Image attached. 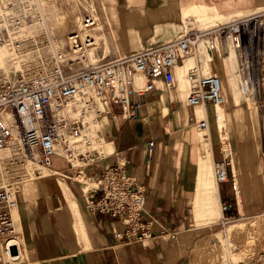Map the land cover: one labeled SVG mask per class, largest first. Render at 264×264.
I'll use <instances>...</instances> for the list:
<instances>
[{
  "label": "built area",
  "instance_id": "obj_1",
  "mask_svg": "<svg viewBox=\"0 0 264 264\" xmlns=\"http://www.w3.org/2000/svg\"><path fill=\"white\" fill-rule=\"evenodd\" d=\"M42 23L37 0H0V48L20 60L18 68L0 69V264L13 263L20 254L10 208L21 185L32 179L28 168L33 164L69 175L100 164L97 175L87 176L95 186L88 192L85 209L120 222L121 230L111 228L120 243L151 238L146 194L130 173L128 159L107 162L114 151L108 155L95 146L97 135L102 134L97 127L102 104L116 117L135 118L142 96L159 84L171 92L177 83L175 68L194 57L195 63L186 71V105L214 108L223 103L222 78L209 54L227 50L228 54L236 51L235 72L244 97L254 102L264 99V10L189 30L166 43L142 46L102 63L88 58L94 46L91 15L85 14L80 27L65 35L59 50L53 49L44 33L24 36L26 24ZM204 63L209 64L207 73L202 71ZM136 75L143 78L140 89L135 88ZM196 117L192 112L189 121L207 127V117ZM154 147L149 139L147 161L153 159ZM56 161L64 167L56 168ZM214 176L218 184L228 181L226 162L215 163Z\"/></svg>",
  "mask_w": 264,
  "mask_h": 264
},
{
  "label": "crops",
  "instance_id": "obj_2",
  "mask_svg": "<svg viewBox=\"0 0 264 264\" xmlns=\"http://www.w3.org/2000/svg\"><path fill=\"white\" fill-rule=\"evenodd\" d=\"M251 2L252 0H104L102 4L103 8L106 7V13L101 20L102 35H112L115 41L117 35L124 37L125 45L122 48L117 42L113 45L115 52L120 55L124 53V50L132 51V46L134 47L139 41L141 46H149L175 34L183 19L182 12L185 17L198 16L206 25H209L214 18L224 16L234 9L247 8ZM200 5L206 8L202 11ZM98 35L101 33L98 32ZM228 77L230 80L228 101L238 100L241 94L235 92L236 77L230 70ZM161 87L159 84L157 90L142 96V106L135 118H119L118 122L117 117L114 116L116 127L111 135L114 140V154L106 159L107 162H113L117 157L128 159L130 173L136 177L146 194L145 210L152 216L151 238L143 243H120L111 233L113 226L120 230L123 228L120 222L88 211L83 218L79 212L77 221L71 222L70 228H64L63 239L58 238V232L55 228L53 230L51 222V226H48L49 223L44 226L41 223L40 229H33V232H36L34 236L33 232L25 236L31 264L33 261L48 263V260L61 261L65 264H199V250L203 249L207 242L209 243L211 234L205 227L194 226L188 212L192 211L193 216L206 212L201 208L203 207L201 198L206 195V185H212V182L210 177L200 182L197 158L194 154L197 149L195 140L189 141V145L184 147L183 157L175 148L177 144L170 136L169 125L165 123L161 115V107L168 108L171 114L174 110H182V103L179 101L178 94L165 92ZM208 107L211 114L213 108L209 105ZM192 112L193 110L189 109L188 118ZM244 115L241 111L233 112V116ZM157 120L165 126L164 129ZM173 127L177 130L176 136L184 131L182 124L173 125ZM149 139L155 142L151 161L146 159ZM216 154L224 160L221 149ZM214 155L211 149L213 164ZM190 157L194 158L195 175L190 172L191 170H187L190 164L187 162L185 166L183 161V158ZM238 164L239 179L243 181L245 177L242 176L239 161ZM55 166L56 168L64 167L58 161L55 162ZM87 169L88 173L95 176L100 171L101 165L97 164ZM197 179L201 190L193 198L195 191L191 186H196ZM253 180L260 183L258 175H255ZM216 190L214 209L218 210V205L221 208L223 213L221 223H223L228 221L226 206L231 203L233 189L228 188V184L223 182L216 184ZM53 208H57L53 211L54 213L59 211L58 207ZM43 212L50 213L47 208H44ZM30 213L32 212L27 215H31ZM20 217L23 223L28 221V216L23 213ZM195 219L196 224L202 220L205 221L200 216ZM195 219L192 217L194 223ZM67 225L68 222L63 224L64 227ZM227 227L228 225L225 229ZM212 242L216 245L215 240ZM227 242L228 236H225L228 254Z\"/></svg>",
  "mask_w": 264,
  "mask_h": 264
},
{
  "label": "rangeland",
  "instance_id": "obj_3",
  "mask_svg": "<svg viewBox=\"0 0 264 264\" xmlns=\"http://www.w3.org/2000/svg\"><path fill=\"white\" fill-rule=\"evenodd\" d=\"M41 1H42V7L44 10L46 22L49 28L54 32L60 43L63 42L64 37L68 32L76 28L78 21H76L75 15L81 14L83 17L85 16V14L91 13L94 14V16L98 17V22H100L106 13V10L103 8V4H102L104 0H41ZM206 1H211V0H206ZM260 10H264V0H252L251 5L249 7L244 9H234L228 12L229 15L224 14V16L216 17L214 18V21L209 25H206L202 20L198 18V16L190 15L189 17H185V15H183L182 12L183 19L179 23L178 30L175 32V34L161 41H156L151 45L166 43L183 32L189 30H201L213 26L217 23L226 22L227 20L228 21L235 20L240 16L251 14ZM237 13L238 15L236 16ZM230 14H233V16H231ZM62 15H65V17H62ZM91 32H94V30H92ZM98 32H100V30H98ZM98 32L96 33L98 34ZM104 38L101 40L97 39L98 41L96 43V47L91 50L90 55H93L95 58L101 55H105V58L103 59L105 62L119 55L118 52H115V48L113 47V45L117 42L119 47L122 48V46L125 45V42H124V37L123 36L119 37L118 35L116 37V41L114 40V38H112V35L108 36L105 34ZM141 47L142 46L140 45V41H139L138 44H136L134 47L132 46L133 48L132 51L124 50V53H120V52L119 53L120 55L129 54L140 49ZM233 56H234L233 52H230L229 55L228 53L213 52L212 55L210 56V58L215 61V66L217 68L218 74L222 77V89H223L222 94L225 93L224 88L227 86L228 82L230 81L228 77L229 70L232 71V74H234L236 77L237 88H235V92L241 94L238 87V80L235 72V59L233 58ZM8 59L9 62L8 65L6 66L7 68L4 67L5 69H8L10 67V58ZM192 63H195V58L194 60L187 61L185 65L187 66ZM230 64L232 65L229 66ZM224 103H225V112L227 119L226 121L227 126L226 128H223V130L227 132L226 139H224V141L225 143H228L229 146L232 147V150L235 154L237 153L239 154L238 161L241 165V169L243 172L242 176L245 177V180L241 181L239 179L240 175L238 176V187H239L240 197L238 200L236 197V192L233 189L232 179H234L233 176L234 173L230 162V156L224 155L225 156L224 160H221L220 156H217L216 153H218L220 149L222 150L223 144L220 142L219 139L216 138L215 140H212L213 141L212 149L215 154L213 159L215 163L217 162L227 163L228 182H226V184H228V188L233 189V196L231 197L230 200L231 202L230 204L232 206L231 208L228 209V221H224L223 223H221L222 222L221 218L220 219L215 218L206 221L202 220L199 222V224H196V219L193 216L192 211H189L188 214L190 216L191 223H193L194 226L205 227L208 230V232L211 234V236L208 239L209 243L207 242L206 246L203 249L199 250L198 253L199 264H220L223 259L221 257V254L222 255L224 254V258L228 257V254L233 258H241L242 259L241 264H252L251 260H253L256 256H258L259 254L264 255V247L263 249L260 248L261 246H264V130H263L264 99L257 102L247 101L243 98L241 94L240 99L238 100L234 99L232 101L227 100V102L224 101ZM185 106L184 103L182 102V109H184V111L187 110L189 113L190 108ZM196 108L208 109L209 107L204 106V107H196ZM213 109L211 111V114L209 115V120L213 115L212 114ZM239 111H241L245 115L233 116V112L235 113ZM119 118L120 117H117L118 122H119ZM189 122L193 123L191 121ZM157 123L160 126H162L163 129L165 128V126H163L159 120H157ZM98 128L103 134L102 135L104 139L103 141H105L104 144H101V149L105 153L111 152V145H112L111 137H109L107 132L103 130L100 123H98ZM169 130L171 132L170 136L172 137L173 141H175L177 144L175 148L178 149V151L181 154V157H183L184 147L189 145V141H194V140L185 139L180 134L176 136L175 133L177 132V130L176 128L173 127V125H169ZM212 132L215 135V137H217L218 134L214 126H212ZM223 154H225V152L222 150V156ZM193 159L194 158L192 157H190L189 159L183 158V161L185 166L187 162L190 164V166H187V170H191L190 172H192L195 175L196 169ZM35 168L38 169L37 167ZM84 170L85 172H88L87 168H85ZM211 173H213L212 177L210 176L211 182L213 183L214 164L213 166H211ZM89 175L93 176L94 174L89 173ZM255 175H258L260 177V183L253 180ZM66 180L68 184L73 187V189L75 190L77 189L78 194L80 195V196L78 195L80 201V213L81 216L84 218V216L88 213L84 205L87 195L84 196L83 191L79 190V188L82 183H86V182L82 181L81 183H79L77 181H73L72 179H66ZM89 181L91 184H88V188H90V186L93 183L92 179ZM191 188L193 189V191H195V194L193 196L194 198L195 196H197V192H200L201 190V186H199L198 184V179L196 181V186L192 185ZM56 195L59 196L58 193ZM60 201L61 203H65L63 197H60ZM42 204L44 205V208H47L43 199H42ZM56 209L57 208H53V211H55ZM29 212L30 210H27V213ZM191 216L195 219V223L193 222ZM50 222H51L50 215L49 213H46L43 218L42 225L44 226V224L49 223L48 226H51ZM65 222H68L67 219H65ZM51 223L53 224L52 225L53 230L55 228L58 232V236H59L58 238L63 239L64 228L67 227L70 228L69 225L70 223L68 222V225L64 227L65 225L63 226V224H59L56 218L55 220L53 218ZM232 224H237V226H235L234 230H232L231 232L229 227ZM207 225H211V226H207ZM227 225L229 232L225 234L224 231ZM37 226H38L37 224L34 223L31 224L30 233L33 232V229L36 228L40 229L39 226L38 227ZM35 234L36 232L32 233L33 236ZM225 236H228V242H227L228 243L227 248L229 247L228 254L226 252V247H225ZM214 240L216 241V245H214L212 242ZM202 252L205 254H201ZM29 261L25 259L22 260L19 264H31V262ZM262 263H263L262 260H259L257 261L256 264H262ZM33 264H65V263L61 261L48 260V263L47 261L44 262L33 261Z\"/></svg>",
  "mask_w": 264,
  "mask_h": 264
},
{
  "label": "bare ground",
  "instance_id": "obj_4",
  "mask_svg": "<svg viewBox=\"0 0 264 264\" xmlns=\"http://www.w3.org/2000/svg\"><path fill=\"white\" fill-rule=\"evenodd\" d=\"M200 9L203 11V9L206 8V6L200 5ZM37 8L39 12L42 15L44 23H42L41 26H36L35 24H26L24 27L23 31L25 33L24 36H41L43 33L46 34L49 40L52 41V46L53 49L59 50L62 49L64 43L59 42L57 39L56 35L54 32L49 28L44 10L42 7V1L37 0ZM105 10L106 7L104 6ZM262 9V8H260ZM93 17L95 20V25L90 31L94 30V32H90L91 36L94 38V46L89 50L88 52V58L89 61L92 63H102L104 62L105 55H101L98 57H94L93 55H90V52L93 48L96 47V43L98 40H101L105 37V34L102 35L103 27L101 21L98 22V17L94 16V14H89ZM229 15V14H228ZM233 16V14H230ZM235 15V14H234ZM238 13L236 14V16ZM242 15V14H241ZM62 17H65V15H62ZM84 17V16H83ZM82 15H75V19L77 22V26L74 30L75 31L80 27L81 20L83 19ZM228 21V20H227ZM211 27V26H210ZM100 30L101 35L96 34ZM97 36V38H96ZM98 39V40H97ZM105 39V38H104ZM64 41V40H63ZM105 41V40H104ZM99 43V42H98ZM106 43V42H105ZM150 46V45H149ZM107 47V46H106ZM108 49V48H107ZM230 52L234 53L233 58L235 59V67H236V51L235 50H230ZM229 52V54H230ZM228 53V50L226 51ZM228 54V55H229ZM124 55V54H122ZM122 55H117L114 58L120 57ZM8 56V57H7ZM211 54H209V57ZM10 58V67L8 69L6 66L8 65L9 59ZM194 60V57H188L185 58L183 63L181 65H178L175 69V76H176V86L174 90H171V92H175V94H178L180 97L179 101L181 103H184V106L186 105V96L188 94V86L189 82L186 76V71L187 69L193 65L194 63L190 65H185L187 61ZM213 60V59H211ZM214 61V60H213ZM215 63V61H214ZM20 65V60L16 59L13 57V54L7 50L6 48H0V69L4 71H9L11 68H18ZM3 66V67H2ZM5 67V68H4ZM203 73H207L209 71V65L208 63H204L203 68H202ZM222 78V77H221ZM229 83V82H228ZM134 84L135 88L140 89L142 88L143 85V78L140 75H136L134 77ZM222 87V83H221ZM239 87V86H238ZM163 91L166 92L164 87H162ZM240 90V89H239ZM223 91V89H222ZM178 92V93H176ZM224 94H223V103L217 105L214 107L212 116L209 120V111L208 109H202V108H196V107H204V106H195L193 112L196 114V118L199 120L200 118H205L207 117L208 119V125L205 128H200L196 123H190L188 117V111H184V109H178L174 110L169 114V109L166 107H161V115L164 117V121L167 125H180L182 124L184 126V131L183 133H180L181 136H183L186 139L190 140H195L197 144V149L194 151V154L197 158V167H198V173H199V179L200 182H204V180L208 177H212L211 173V166H213V161L211 157V145H212V140L214 138H218L220 142L223 144L222 150L225 152L224 155L230 156V162L233 170V176L235 177L234 181V186H235V192H236V197L239 200V187H238V176L240 174V166H238L237 161L239 160L238 154H235L232 150V147L229 146L228 143H225L224 139H226V134L223 130V128H226L227 126V119H226V112H225V102L228 100V84L224 88ZM241 92V90H240ZM242 94V92H241ZM243 98L247 101H254L250 98H245L244 95L242 94ZM185 101V102H184ZM187 106V105H186ZM185 106V107H186ZM102 109L104 110V113L102 117L100 118V125L102 126L103 130L107 132L108 136L111 137L112 131L116 127L114 115L109 111V108L106 106L101 105ZM188 107V106H187ZM196 108V111H195ZM190 117V116H189ZM122 119V117H120ZM212 126L215 127L217 131V137L212 132ZM98 127V125H97ZM102 133V132H101ZM103 134H98L97 138L95 140V146L101 149V144H104L105 141H103ZM112 145H111V152H107L106 154L110 155L112 154L114 150V140L111 138ZM37 167L38 169H36ZM88 168V167H87ZM46 169V170H45ZM85 169V168H84ZM84 169H81L79 172L74 173L73 175H69L66 173H61L59 174L55 169H47L38 166L37 164L30 165L28 168V171L31 173L32 179L26 180L19 190L15 194V199L16 203L10 208V214L11 217L14 221V230L16 234V238L20 240V254L16 261L10 264H19L22 260L27 259L29 261V250L27 247V244L25 242V236L31 234V224H37L39 228H41V223L43 221V218L45 216V213L43 212L44 206L41 203V199L45 201L47 205V209H49L50 213V218L51 222L54 218H56L57 222L59 224H65V219L69 223H73L77 221L78 219V213L80 212V201L78 198V191L77 189H73L71 185L68 184L66 179H72L73 181H77L81 183L82 181L86 183H82L79 190L83 191L84 196H88L89 190L95 186V181L92 179L93 183L88 188V184H91L87 176H90L88 172H85ZM38 170L39 173H35L33 171ZM55 171V172H54ZM214 171H215V162H214ZM87 173V174H86ZM92 177V176H90ZM214 178V182L212 185L207 184L206 185V195L203 196L202 203L203 207L202 209L206 210V212H201L200 214H195L194 217L196 218L197 216L205 219L206 220H211L215 219L216 216L218 218H223V213L221 208L218 205V210L214 209L215 206V201H216V195H217V190H216V184L217 181ZM88 188V189H87ZM87 189V190H86ZM59 194L56 195V194ZM60 197H63L65 200V203H61ZM238 202V201H237ZM56 206L59 208V211L57 213H53V207ZM241 209V208H240ZM27 210H30L31 215H27ZM37 213L36 215L33 213ZM21 213L24 215L28 216V221L23 223L21 221ZM37 226V227H38ZM232 226V227H231ZM235 226L237 224H232L230 225L229 229L232 232L234 230ZM237 231V230H236ZM228 227L225 229L224 233H228ZM29 237V236H28ZM264 246H261L260 248L263 249ZM228 252H229V247H228ZM258 254V253H257ZM264 255L259 254L256 256L252 261V264H256L257 261L262 260V264H264ZM222 263L221 264H241L242 259L241 258H233L228 254V257L224 258V254H221ZM24 258V259H23ZM31 262V261H29ZM51 262V261H50Z\"/></svg>",
  "mask_w": 264,
  "mask_h": 264
}]
</instances>
